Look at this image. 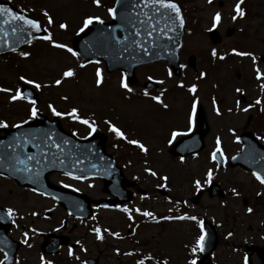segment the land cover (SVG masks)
Returning <instances> with one entry per match:
<instances>
[{
  "label": "rangeland",
  "instance_id": "rangeland-1",
  "mask_svg": "<svg viewBox=\"0 0 264 264\" xmlns=\"http://www.w3.org/2000/svg\"><path fill=\"white\" fill-rule=\"evenodd\" d=\"M111 1L100 0L96 5L93 0H14L16 6L39 20L46 28L43 36L50 35L51 41L42 36L28 47L0 58V86L11 90L7 94L0 91V121L12 124L30 118L33 105L23 100L12 101L10 97L24 83L19 77L33 80L41 85L37 89L34 84H27L37 92L36 109L52 116L55 108L62 113L58 118L63 128L76 136H87L93 128L104 133L107 152L118 153L124 175L136 181L132 189L139 187L148 195L144 198L137 195L117 209L95 208L88 220H78L68 217L48 195L20 187L0 176V205L13 210L8 233L21 242L14 264H46L47 261L83 264L86 256H98L100 264H139L140 261L189 264L200 256L199 251L194 253L192 249L201 234L203 219L210 221L218 236L211 254L213 264H244L243 245H261L264 241V186L250 171L239 166L225 164L217 168L211 153L219 139L226 161L236 154L241 147L237 137L248 116L251 122L247 129L264 143V66L258 58L264 55V0H241L240 7L245 13L242 17L235 11L238 0H176L185 17L179 50L180 76L169 75L167 65L158 61L137 67L134 86L127 84L122 71L107 73L103 62H80L67 48L54 46L62 43L71 48L70 40L86 17L108 19L107 7H111ZM45 12L52 19L51 24ZM216 13L220 14L215 28L221 41L212 44L207 30L213 28ZM233 16L237 18L234 20ZM61 23L66 28L61 29ZM228 30H231L230 36H226ZM24 52L29 55H22ZM239 52L251 55H237ZM190 54L195 55L197 72L188 66ZM69 69L73 75L64 77L63 73ZM97 69L101 73L100 84L96 83ZM58 79L59 85L55 83ZM147 79L160 85L157 93L142 94L140 84ZM193 85L194 92L189 90ZM154 96H159L161 101L152 99ZM194 102L205 111L209 131L204 137L203 149L178 158L169 153L168 147L190 131ZM72 109L77 110V118L67 115ZM83 120L89 124L82 123ZM110 126L120 129L123 138L111 131ZM173 132L181 135L173 138ZM129 140H136L138 144H130ZM48 178L54 184L67 185L91 198L107 196L102 182L96 179H77L61 173H52ZM211 181L221 186L224 197H209L204 192L193 205L190 197ZM159 189L165 190V194ZM145 212L152 215L145 216ZM158 216H194L196 220L160 219L156 224ZM64 219L66 226L62 228ZM130 221H134L132 229ZM96 228L100 229L101 239H97ZM128 229L131 234L126 237L113 236L115 232L125 235ZM39 232L65 234L78 247L72 250V255L66 246L55 255L41 254ZM251 259L253 264H260L255 254Z\"/></svg>",
  "mask_w": 264,
  "mask_h": 264
},
{
  "label": "water",
  "instance_id": "water-1",
  "mask_svg": "<svg viewBox=\"0 0 264 264\" xmlns=\"http://www.w3.org/2000/svg\"><path fill=\"white\" fill-rule=\"evenodd\" d=\"M121 4L115 1L113 8L116 9V15L112 16L111 20L102 24L93 22L72 39L73 50L81 61L101 59L105 62L108 72L124 70L130 84L135 82L136 66L160 59L165 60L173 73L179 75L180 63L177 51L183 33L180 19L184 23L179 6L175 3L180 10V19H177L176 13L171 9H161L157 12L159 6L153 5L150 0H121ZM0 6L11 8L14 13L27 17L22 12L16 11L9 3L0 1ZM9 19L7 15H0V55L13 51L44 33V28L40 27V31H36L24 25L22 21L4 22ZM13 28L16 29L15 33L12 31ZM164 32L167 35H164ZM208 34L213 43L219 42L220 38L215 29L210 30ZM261 59L264 61V57ZM189 60L191 66H194V56H190ZM155 86L151 81L143 83L146 89ZM22 92L26 99L37 100L36 94L29 87L23 86ZM207 130L204 113L199 108L196 130L172 144L170 153L183 156L200 150L203 147L202 138ZM33 136L35 139L32 138ZM239 140L243 142L242 150L235 159L230 160V166L240 164L264 176V146L260 145L250 132H243ZM29 156L35 158L28 160ZM215 159L221 167L223 161L218 152ZM93 165L95 167H92ZM25 167L27 171L17 170ZM51 171H62L75 176H98L103 180L106 192L117 196L115 200L123 201L130 198L124 196L123 185H132V182L124 179L119 168L115 166L112 156L106 153L105 136L102 134L96 132L87 138L78 139L60 126L56 116L48 119L41 113H37L32 122L20 124L18 128L14 127L12 130H5V135L0 137V172L14 177L22 184L53 195L71 215L87 218L91 214L87 196L50 185L46 175ZM207 191L210 196L215 194L223 196L216 183H211ZM200 195L201 191L191 199L192 202L196 203ZM94 202L100 205L109 203L103 200ZM10 223L8 212L0 207V249L9 257L7 260L3 259L5 264L13 262L14 253L19 245L6 234ZM203 227L206 235L200 263L211 264L209 261L203 263V260L216 245V233L207 221L203 222ZM53 238L58 240L54 243L44 240L41 245L42 252L53 254L58 251L62 243L67 242L64 236H53ZM255 249L256 247L253 246L246 248L248 254ZM258 251L260 255L264 253L263 248ZM85 263L97 264V260L88 258Z\"/></svg>",
  "mask_w": 264,
  "mask_h": 264
},
{
  "label": "snow or ice",
  "instance_id": "snow-or-ice-1",
  "mask_svg": "<svg viewBox=\"0 0 264 264\" xmlns=\"http://www.w3.org/2000/svg\"><path fill=\"white\" fill-rule=\"evenodd\" d=\"M150 2H151L153 5H158V6H159V7L157 8V12H159L161 9H171L172 11H174V12L176 13V18H177V19H180V10H179V8L177 7V5H176L175 3H172V2H171V0H150ZM240 2H241V0H238L237 4H236V6H235V11H236V13H237L238 16H241V17H242V16L245 15V13H244V11L242 10V8L240 7ZM93 3L96 4V5H99L100 0H93ZM117 3H118V4H121V0H117ZM121 6H124V5L121 4ZM107 11H108V14H109L110 16L115 17V15H116V9H115V8H108ZM0 15H7V16L10 18L9 20L4 21L5 23H10V22H12V21H22L24 25H27V26H29L30 28L35 29L36 31H40V25H39V23H38L36 20L29 19V18H27V17H25V16H23V15H20L19 13H14V12L12 11L11 8H8V7H5V6H0ZM44 15H45L46 17H48V13H47V12H45ZM236 18H237L236 16H233V19H234V20H235ZM219 20H220V14H219V13H216V15L213 17V21H214V22H213V28L216 27V24H217V22H219ZM93 22H97V23H101V24L103 23V21L100 19L99 16H88V17H86V18L84 19V21H83V26L79 29V31H80V32H83L86 28H88L90 25H92ZM48 23H49V24L52 23V19H51L50 17H48ZM180 23L183 24V20H182V19H180ZM59 27H60L61 29H64V28H66V25L63 24V23H61V24L59 25ZM153 30H154V29H153ZM12 31H13V33H15V32H16V29L13 28ZM150 34H151V33H149V35H150ZM163 34H164V35H167L166 32H164ZM137 35H139V33H137ZM42 39L51 41V36H50V35H45V36L42 37ZM53 43H54V42H53ZM54 46L57 47V48H61V49L67 48V51H68L69 53H71L73 56H76V55H77V53L74 52L72 48L67 47L65 44H62V43H60V44H56V43H54ZM13 50H14V49H13ZM233 51L235 52V50H233ZM146 54H147V53L145 52V55H146ZM212 54H213V56L216 55L215 50H213V53H212ZM236 54H237V55H241V56H244V55H251L250 53H243V52H239V53H236ZM22 55H24V56H28L29 53L24 52V53H22ZM220 58L223 59V57H220ZM72 75H73V71H72L71 69H69V70H67V71H65V72L63 73V76H64V77H71ZM96 75H97L96 83H97V84H100V83H101V79H100V75H101V73H100V69H97V71H96ZM169 75H171V73H169ZM201 75L203 76L204 74L201 73ZM260 75H261V74H260L259 71H258V72H257V76H258V78H260ZM19 79H20L21 81H23L24 83H26V84H30V85H33V84H34V86H35L37 89H39V88L41 87L40 84L35 83L33 80H26L24 76L19 77ZM149 79H151V78H149ZM55 83H56L57 85H59V84L61 83V80L58 79V80L55 81ZM122 86L125 87V88H128V85L125 84V83H123V82H122ZM128 90L131 91V89H128ZM189 90L192 91V92H194V91L196 90L195 85H193ZM0 91L9 92V91H11V90H10V89H7V88H4V89H0ZM237 91H239V89H238ZM145 95H147V93H145ZM10 99H11L12 101L22 100V99H25V95H24V93L21 91L20 88H17V89L15 90V94L12 95V96L10 97ZM152 99H154V100H156V101H158V102L160 101V97H159V96H154V97H152ZM30 103L33 105V107H32L31 110H30V118H32V117H35V116L37 115V109H36V107H35V103H36V102H35L34 100L30 101ZM256 103L259 104V103H260V100H257ZM49 107L52 108L51 105H49ZM165 107H167V106L165 105ZM195 108H196V105H195V102H194V103H193V113H195ZM244 110L246 111L247 109H244ZM76 111H77L76 109H72V111H71L70 113H67V115H69V116H71V117H73V118H77V117L75 116ZM52 112H53V114L56 115V116H60V115H62V113L56 111L55 108H52ZM189 122L191 123V117L189 118ZM82 123L89 124V121H87V120H83ZM7 126H8V125H7L4 121H0V127H7ZM13 127H17V128H18L19 125H13ZM90 127H91V125H90ZM110 127H111V131H113L114 133H116L117 136L123 138V135H124V134L120 131V129L116 128L115 126H110ZM94 130H95V129L93 128V131H94ZM189 130H191V129H189ZM90 134H91V133H90ZM178 135H181V133H178V132H173V133H172L173 138H175V137L178 136ZM32 138L35 139L34 136H33ZM170 142H171V141H170ZM17 143H19V140H17ZM65 143H67V141H65ZM128 143H130V144H138V142H137L136 140H129ZM219 145H220V141H219V139H217V148H216V151L212 154L213 159L216 158V153L220 151V147H219ZM139 147L141 148L142 151L145 150L143 145H139ZM34 158H35V157H33V156H29V157H27L28 160H32V159H34ZM233 159H235V157H233ZM18 163H24V161H18ZM92 167H95V165H93ZM17 170H18V171H27V167H25L24 169H17ZM146 171H147V169H146ZM37 175H38V173H37ZM152 175H156V173L153 172ZM208 175H209V178H211V171H209ZM253 176H255L256 180H258L261 184H264V176H262L261 174H259V173H257V172H253ZM76 178L79 179V177H76ZM162 179H166V177H164V178H162ZM196 183H197V186L199 187V183H200V182L197 181ZM65 187H68V186L65 185ZM233 191L235 192V190H233ZM7 211H8V214H9V215H11L12 212H13L12 209H8ZM125 211H127V208H125ZM248 211L251 212L252 209H248ZM34 214H35V213H34ZM144 215H145V216H151L152 213H150V212H145ZM185 218H187V219H191V220H196V217H194V216H193V217H176V219H185ZM163 219H172V217H163ZM94 231L96 232L97 239H101L102 237H101V235H100V229H99V228H96V229H94ZM25 235H27V234H25ZM229 235H231V234L229 233ZM204 240H205V234H204L203 226H202V222H201V234H200V236H199V237L197 238V240H196V245H195V247L192 249V251H193L194 253L197 252V251H200V252L204 251ZM69 255H72V249H71V247L69 248ZM8 258H9L8 255L5 254L4 259L7 260ZM42 259H43V258H42ZM46 264H52V262H51V261H47ZM139 264H144V262H143V261H140ZM189 264H197V261H196L195 259H193V260H191V261L189 262Z\"/></svg>",
  "mask_w": 264,
  "mask_h": 264
},
{
  "label": "flooded vegetation",
  "instance_id": "flooded-vegetation-1",
  "mask_svg": "<svg viewBox=\"0 0 264 264\" xmlns=\"http://www.w3.org/2000/svg\"><path fill=\"white\" fill-rule=\"evenodd\" d=\"M10 1H14V0H10ZM117 156H118V153H117ZM119 158H121L120 156H118V160H119ZM119 162V161H118ZM121 167H124L122 164H121ZM127 203H129V202H127ZM127 203H124V204H127ZM124 204H120V205H115L113 208H111V209H117V208H119L120 206H122V205H124ZM133 224V222H130V225H132ZM133 227V226H132ZM132 227H131V229H132ZM130 229V230H131ZM130 230L128 229L127 231H126V233H127V235L126 236H128V235H130L131 234V232H130Z\"/></svg>",
  "mask_w": 264,
  "mask_h": 264
}]
</instances>
